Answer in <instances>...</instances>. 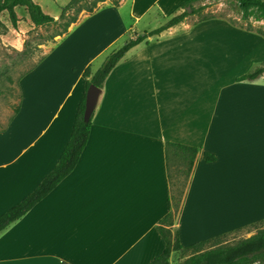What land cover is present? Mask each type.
Returning <instances> with one entry per match:
<instances>
[{
	"label": "crops",
	"instance_id": "obj_1",
	"mask_svg": "<svg viewBox=\"0 0 264 264\" xmlns=\"http://www.w3.org/2000/svg\"><path fill=\"white\" fill-rule=\"evenodd\" d=\"M185 1L107 0L93 13H76L22 77L34 79L31 108L25 97L0 135L8 138L0 149V215L57 164L85 94V69L128 35L163 26H141L153 11L168 20ZM170 29L112 71L76 168L0 232V264H149L165 248L158 226L171 209L166 143L200 149L174 224L183 247L264 220V76L236 81L264 61L263 38L217 18ZM234 37L242 44L235 47ZM62 89L65 99L53 111ZM49 112L45 127H33ZM205 152L216 161L205 162Z\"/></svg>",
	"mask_w": 264,
	"mask_h": 264
},
{
	"label": "trees",
	"instance_id": "obj_2",
	"mask_svg": "<svg viewBox=\"0 0 264 264\" xmlns=\"http://www.w3.org/2000/svg\"><path fill=\"white\" fill-rule=\"evenodd\" d=\"M86 0H71L70 3L62 10L58 20L63 19L67 12L75 13L84 10L87 13H93L98 3L107 0H92L90 6L81 7V3ZM114 6H119L120 0H110ZM199 0H188L184 2L181 12L171 17L163 26L141 35L131 37L118 49L113 50L104 64L96 71L92 70L89 65L84 73L85 94L79 105L78 112L73 124V129L69 142L62 151L57 164L44 177L41 183L17 205L10 208L7 212L0 215V232L8 228L11 224L25 216L31 209L45 199L55 188L76 168L81 155L89 141L91 128L93 124L94 113L89 121L84 120L86 93L90 85H94L101 90L107 78L110 76L115 67L125 59L126 55L136 46L148 44L150 38L158 37L168 29L183 23L189 16L201 14L204 6H195ZM239 8L243 11V19H248V10L256 8L257 21H264V0H237ZM23 8L28 13V22L34 27H47L56 24L52 16L46 14L43 9L34 2V0H0V15L8 14L9 21L13 29L17 30L19 23L23 19L18 15L17 9ZM77 17H73L65 26V31L71 23L76 22ZM215 19V17L205 15L201 16L197 22ZM3 27L0 21V28ZM247 31H251L249 28ZM255 33L264 38V29H257ZM264 76V63L255 67L250 72L236 81H253ZM20 105L15 109L14 116L18 113ZM13 116V117H14ZM12 117V118H13ZM165 159L170 186V204L171 209L159 222L158 231L165 243L163 252L155 257L149 264H170L173 255L178 257V264H264V220L251 224L244 229H238L228 234L220 235L205 241L183 247L180 243L177 231L174 229L177 213L178 202L175 193L172 191V177L175 174H186L190 177L196 158L200 152L197 147L187 145L166 143ZM203 159L207 163L216 161V157L209 153L203 154ZM177 213V215H176ZM254 230L255 234L248 238L235 240V236L242 232Z\"/></svg>",
	"mask_w": 264,
	"mask_h": 264
},
{
	"label": "rangeland",
	"instance_id": "obj_3",
	"mask_svg": "<svg viewBox=\"0 0 264 264\" xmlns=\"http://www.w3.org/2000/svg\"><path fill=\"white\" fill-rule=\"evenodd\" d=\"M70 1L71 0H34V2L38 4L46 14L52 17L56 15L60 16L62 10L70 3ZM91 1L92 0L83 1L80 5L81 7H88L90 6ZM194 5L196 7L201 5L204 6L200 16H189L182 23V25L179 24L181 29L187 28L195 23L201 16L205 15H209L217 19L227 20L235 28L244 31L249 28L253 34H256L255 30L257 29H264V21H257L255 19L257 15L256 8H250L248 10V19L245 20L242 18L243 11L239 8L237 0H199ZM17 13L21 18L28 17L27 11L23 8L17 9ZM75 16L77 17L74 11H69L67 12V15L63 19L58 20L56 24L39 28H34L24 19L21 23H19L18 29L15 30L11 26L8 14L3 13L0 15V21L3 24V27L0 28V135L11 125L13 118L15 117V109L18 105H23L25 97H27V108H31L32 99L35 97L32 92L34 79L30 78L26 82L22 83V77L25 74L28 75L31 72L33 73L40 62L45 58V54L61 40L64 34H66L65 26ZM169 18L167 19L169 20ZM168 20L163 19V17L159 16L156 11H153L145 19V22H143L141 26H146L152 23L154 26L153 28H157L164 25ZM169 30L171 29H168L167 31ZM129 38L130 35H128L124 41L120 43V46H122ZM263 39H261V41L264 43ZM241 44V38L234 37L235 47ZM246 45L247 43L245 42V46ZM116 49L117 46L99 58L92 65V70L94 71L101 67L102 64L106 62L108 55ZM260 56L264 57V48H260ZM64 92L65 89H62V91H60L56 96L53 111L60 104H62L65 99ZM71 103L72 100L70 99L64 101V112L59 118L57 124H60ZM20 120L25 121L31 119L21 118ZM50 120L51 116L49 112L48 116L33 120V127L43 128L50 122ZM7 139L8 138L4 139L3 137H0V149L5 143H7ZM2 159L3 158L0 152V161ZM189 178L186 177V174H175V176L172 177V191L175 193L179 207L177 209V213L181 207L182 200L189 183ZM245 233L246 232L237 234L235 236V240L243 238ZM177 258L178 257L173 258L171 260V264H176ZM178 260L180 261L179 258Z\"/></svg>",
	"mask_w": 264,
	"mask_h": 264
},
{
	"label": "water",
	"instance_id": "obj_4",
	"mask_svg": "<svg viewBox=\"0 0 264 264\" xmlns=\"http://www.w3.org/2000/svg\"><path fill=\"white\" fill-rule=\"evenodd\" d=\"M102 90L94 85H90L86 93L84 120L89 121L98 104Z\"/></svg>",
	"mask_w": 264,
	"mask_h": 264
}]
</instances>
